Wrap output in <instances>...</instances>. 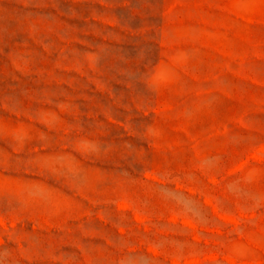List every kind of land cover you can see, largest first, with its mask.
I'll list each match as a JSON object with an SVG mask.
<instances>
[{
	"label": "rangeland",
	"instance_id": "obj_1",
	"mask_svg": "<svg viewBox=\"0 0 264 264\" xmlns=\"http://www.w3.org/2000/svg\"><path fill=\"white\" fill-rule=\"evenodd\" d=\"M0 264H264V0H0Z\"/></svg>",
	"mask_w": 264,
	"mask_h": 264
}]
</instances>
